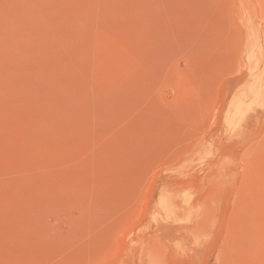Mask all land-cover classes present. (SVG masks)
I'll use <instances>...</instances> for the list:
<instances>
[{
	"label": "rangeland",
	"instance_id": "obj_1",
	"mask_svg": "<svg viewBox=\"0 0 264 264\" xmlns=\"http://www.w3.org/2000/svg\"><path fill=\"white\" fill-rule=\"evenodd\" d=\"M0 264H264V0H0Z\"/></svg>",
	"mask_w": 264,
	"mask_h": 264
}]
</instances>
